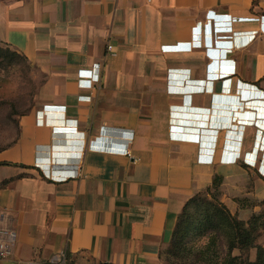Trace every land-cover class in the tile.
Wrapping results in <instances>:
<instances>
[{
	"label": "crops",
	"instance_id": "1",
	"mask_svg": "<svg viewBox=\"0 0 264 264\" xmlns=\"http://www.w3.org/2000/svg\"><path fill=\"white\" fill-rule=\"evenodd\" d=\"M196 26L198 47L165 53ZM0 46L41 77L0 149V228L16 234L0 264H166L183 207L215 176L229 214L260 212L264 0H0Z\"/></svg>",
	"mask_w": 264,
	"mask_h": 264
},
{
	"label": "trees",
	"instance_id": "2",
	"mask_svg": "<svg viewBox=\"0 0 264 264\" xmlns=\"http://www.w3.org/2000/svg\"><path fill=\"white\" fill-rule=\"evenodd\" d=\"M1 55L25 60L15 52L0 48ZM220 183V177L215 176L206 192L185 204L177 218L171 243L161 252L166 264H264V248L256 245L264 229V214L253 215L246 223L236 219L218 201ZM201 241L204 243L196 245ZM220 241L225 243L223 254L219 251ZM251 249L256 250L255 261L243 259L242 254L232 255L234 250L245 253Z\"/></svg>",
	"mask_w": 264,
	"mask_h": 264
},
{
	"label": "rangeland",
	"instance_id": "3",
	"mask_svg": "<svg viewBox=\"0 0 264 264\" xmlns=\"http://www.w3.org/2000/svg\"><path fill=\"white\" fill-rule=\"evenodd\" d=\"M0 48L2 51L8 50L4 46ZM40 81L41 77L26 60L0 56V149L8 146L15 139L18 116L27 113L35 106ZM257 206L260 207L258 214H264V204L257 202ZM262 240L264 241V229L257 238V241ZM203 243L204 241H201L196 245ZM218 245L220 253L223 254L225 243L220 241ZM239 254H242L243 259L251 261L254 258V249L245 253L232 251L234 256ZM163 256L166 257V254L163 253Z\"/></svg>",
	"mask_w": 264,
	"mask_h": 264
},
{
	"label": "built area",
	"instance_id": "4",
	"mask_svg": "<svg viewBox=\"0 0 264 264\" xmlns=\"http://www.w3.org/2000/svg\"><path fill=\"white\" fill-rule=\"evenodd\" d=\"M209 18L211 19H215V20H223V23H216V27L215 29L218 31H226L228 30V16H219V17H214L213 15L209 14L208 15ZM210 20V19H209ZM198 33H199V29L198 26H196L193 30V41L192 42H186V43H179L175 46H169V47H165L163 50L165 51V53H177V52H183V53H189L191 52L192 48L198 47L200 44L198 42ZM256 35V32H252L248 35V39L247 42L253 40L254 36ZM235 38L237 37V33L234 34ZM219 38V39H218ZM216 44L217 46L220 47H232L233 46V42L230 39H226L229 38L227 36H218ZM233 38V37H232ZM245 43V42H244ZM243 44V43H240ZM207 45V55L209 58H213L215 57V52L212 51L208 46L211 45L208 40L206 42ZM225 48V50L227 51V49ZM107 51L110 52L112 50V46L108 45L107 46ZM214 62V61H213ZM209 68H213L215 67V64H212L210 66H208ZM221 67H222V71L225 72L224 74H221V77L227 74H234L235 70H234V66L229 64V63H221ZM232 67V70H231ZM209 77H211L210 75H208ZM216 78V77H214ZM92 75L90 72H84V71H80L78 73V86L79 88L82 89H92ZM218 79V78H216ZM126 137L130 140L131 139V135H129V133L126 135ZM93 147L97 148V149H101L102 145H97L96 143L92 145ZM103 149V148H102ZM110 151L114 152V153H120L123 155H129V152L127 151L125 146H112ZM16 240V234L13 230L8 229V228H0V261L5 260L7 258L10 257L11 255V250H12V246L14 244ZM59 260H57L56 263L61 264L64 262V257L58 258ZM55 261L52 262V264Z\"/></svg>",
	"mask_w": 264,
	"mask_h": 264
}]
</instances>
